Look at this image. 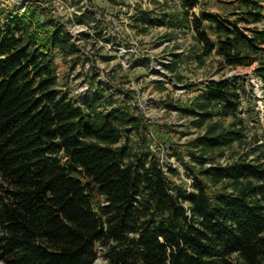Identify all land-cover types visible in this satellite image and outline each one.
I'll return each instance as SVG.
<instances>
[{"label": "trees", "instance_id": "1", "mask_svg": "<svg viewBox=\"0 0 264 264\" xmlns=\"http://www.w3.org/2000/svg\"><path fill=\"white\" fill-rule=\"evenodd\" d=\"M31 1L22 12L0 2V262L96 264L104 251V264H264V136L250 126L264 113V29L256 26L264 0L230 1L224 13L201 0H164L127 14L143 31L193 32L189 56L199 65L211 56L223 68L258 63L262 97L238 74L197 84L175 108L200 131L189 161L176 154L190 188L174 179L178 169L164 170L130 97L115 105L102 90L73 96L59 87L54 53L81 47L50 7ZM181 60L176 54L168 67L176 83ZM228 151L235 154L220 163Z\"/></svg>", "mask_w": 264, "mask_h": 264}, {"label": "rangeland", "instance_id": "2", "mask_svg": "<svg viewBox=\"0 0 264 264\" xmlns=\"http://www.w3.org/2000/svg\"><path fill=\"white\" fill-rule=\"evenodd\" d=\"M119 1L136 6L146 5L143 0ZM157 1L164 3V0L155 2L148 0L146 7L156 8ZM167 1L171 6H177L180 2ZM201 1L203 7L218 13L230 12L228 3L236 2V0ZM0 2L4 8H16L19 12L33 4L31 0ZM45 2L46 0H36L39 6H45ZM120 8L121 6L115 5L111 0H93L92 4L88 0H60L56 5V14L52 11V16L62 21L65 28L75 37L74 41L81 47L80 52L69 57L54 53L59 73V87L71 92L73 96H79L89 87L102 90L105 97L114 95L115 105L123 104L124 99L130 97L131 106L144 115L146 123L150 126L147 132L150 148L160 158L164 170L170 176L169 167L178 169L180 175L174 179L178 184L185 180V187L190 188L191 181L186 178L182 160L176 154L181 153L183 159L189 161L188 143L200 131L190 125V118L182 116L175 108L184 105L198 93L197 84L202 86V83L208 80H229L238 74L247 76L255 85L256 94L262 97V82L255 76L258 63L252 67L223 68L219 65L218 57L211 56L206 64L199 65L194 57L189 56L192 49L197 46L193 32L175 34L165 27L143 31L139 27L131 26L129 15L119 13ZM200 8L198 5L193 11L199 13ZM95 11L97 17L91 18L85 24L78 23V17ZM256 26L264 29V19ZM97 32H101L102 35L99 36ZM105 38H112V41L107 42ZM176 54L182 56L176 72L182 76V83L173 81L174 75L168 70ZM145 60H148L150 66L142 65L141 62ZM188 84L194 86L188 88L186 86ZM258 108L264 110L262 101L258 102ZM261 117V124L250 122L251 136H264V113ZM130 138L134 143L140 142L136 133H132ZM123 144L124 140L119 146ZM236 150L246 152L248 147H237ZM234 154L233 151H228L227 156L221 158L219 162L228 163V158ZM103 252L100 253L96 264L107 262L104 260Z\"/></svg>", "mask_w": 264, "mask_h": 264}, {"label": "built area", "instance_id": "3", "mask_svg": "<svg viewBox=\"0 0 264 264\" xmlns=\"http://www.w3.org/2000/svg\"><path fill=\"white\" fill-rule=\"evenodd\" d=\"M146 2V5H147V1L148 0H143ZM60 3V0H46L45 2V6L46 7H50L51 10L55 13V10H56V5ZM131 3V2H130ZM146 5H143L142 7L143 8H147ZM135 8V4H132L129 6V5H122L121 6V13L122 14H131V11L134 10ZM56 14V13H55ZM78 44V43H77Z\"/></svg>", "mask_w": 264, "mask_h": 264}]
</instances>
